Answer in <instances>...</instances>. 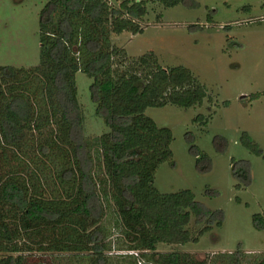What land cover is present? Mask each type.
Instances as JSON below:
<instances>
[{
  "label": "trees",
  "instance_id": "1",
  "mask_svg": "<svg viewBox=\"0 0 264 264\" xmlns=\"http://www.w3.org/2000/svg\"><path fill=\"white\" fill-rule=\"evenodd\" d=\"M148 2L47 0L38 63L0 65V264H29L35 249L85 254L89 264L199 263L188 252L156 251V244L197 242L211 227L209 215L221 223V211L206 208L189 188L155 187L158 163L172 155V133L145 109L199 104L206 88L187 67H163L151 54L130 57L126 67L114 60L126 54L111 33L141 31ZM78 70L91 77L95 112L109 126L91 139L82 133ZM243 142L264 157L247 135ZM244 176L248 181L246 170ZM109 203L122 240L114 248L137 250L115 253L121 262L106 252L113 248L102 223ZM192 217L206 224L194 232ZM254 222L263 227L264 217L255 214ZM243 253L234 250L229 264H241Z\"/></svg>",
  "mask_w": 264,
  "mask_h": 264
},
{
  "label": "rangeland",
  "instance_id": "2",
  "mask_svg": "<svg viewBox=\"0 0 264 264\" xmlns=\"http://www.w3.org/2000/svg\"><path fill=\"white\" fill-rule=\"evenodd\" d=\"M46 1L0 0V65L38 63L39 12ZM148 1L141 31L111 33L112 43L126 54L114 60L126 67L130 57L151 54L163 67H187L207 93L199 104L167 102L145 109L172 133L171 158L158 163L154 185L161 192L189 188L197 201L222 214L220 224L216 214L209 215L211 227L197 242H158L156 251L188 252L198 264H229L231 253L241 248V264H255L264 256V226L254 222L255 214L264 217V157L243 139L247 135L264 151V0ZM75 80L82 133L91 139L109 126L95 112L91 77L78 70ZM105 211L102 223L113 246L106 252L112 262H121L115 253L122 250L114 248L122 240L113 205L106 204ZM204 224L192 217L189 226L196 232ZM26 259L29 264H89L85 254L66 251L35 249Z\"/></svg>",
  "mask_w": 264,
  "mask_h": 264
},
{
  "label": "built area",
  "instance_id": "3",
  "mask_svg": "<svg viewBox=\"0 0 264 264\" xmlns=\"http://www.w3.org/2000/svg\"><path fill=\"white\" fill-rule=\"evenodd\" d=\"M120 252H129V253L137 254V250H135V249L122 250V251H120Z\"/></svg>",
  "mask_w": 264,
  "mask_h": 264
}]
</instances>
